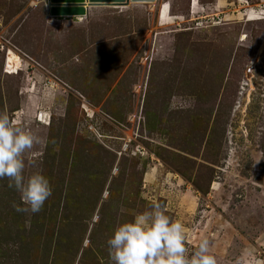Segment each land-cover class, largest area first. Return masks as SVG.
Here are the masks:
<instances>
[{
	"label": "rangeland",
	"instance_id": "1",
	"mask_svg": "<svg viewBox=\"0 0 264 264\" xmlns=\"http://www.w3.org/2000/svg\"><path fill=\"white\" fill-rule=\"evenodd\" d=\"M0 111L46 139L25 175L53 186L25 214L0 179V264H113L115 228L156 203L185 225L189 257L208 239L217 264H264V0L81 21L0 0Z\"/></svg>",
	"mask_w": 264,
	"mask_h": 264
},
{
	"label": "clouds",
	"instance_id": "2",
	"mask_svg": "<svg viewBox=\"0 0 264 264\" xmlns=\"http://www.w3.org/2000/svg\"><path fill=\"white\" fill-rule=\"evenodd\" d=\"M46 143L35 130L16 126L6 111H0V179L7 177L8 186L20 194L24 206L14 205L17 212L39 213L53 194L51 181L42 171L25 175V154ZM186 243L185 225L159 203L118 225L107 241L113 264H217L208 239L191 257Z\"/></svg>",
	"mask_w": 264,
	"mask_h": 264
},
{
	"label": "water",
	"instance_id": "3",
	"mask_svg": "<svg viewBox=\"0 0 264 264\" xmlns=\"http://www.w3.org/2000/svg\"><path fill=\"white\" fill-rule=\"evenodd\" d=\"M90 6L100 7L109 5H118L120 7H130L131 3L151 4L157 0H88ZM51 15L57 19H71L81 21L80 17L86 18L91 12L87 7V0H46Z\"/></svg>",
	"mask_w": 264,
	"mask_h": 264
},
{
	"label": "bare ground",
	"instance_id": "4",
	"mask_svg": "<svg viewBox=\"0 0 264 264\" xmlns=\"http://www.w3.org/2000/svg\"><path fill=\"white\" fill-rule=\"evenodd\" d=\"M46 1V0H45ZM155 3V2H154ZM153 4V3H151ZM111 6H116V7H120L118 5H111ZM87 7L90 9V7H95V6H90V3L89 1L87 2ZM48 12H49V9H48ZM49 15L53 18H56L55 16L51 15V13L49 12ZM80 18H83V17H80ZM20 55V54H19ZM18 54H16L14 51H9L8 53V58H9V61H8V64H7V73L10 71H15L17 72L18 71V68L21 64V60H20V56Z\"/></svg>",
	"mask_w": 264,
	"mask_h": 264
},
{
	"label": "crops",
	"instance_id": "5",
	"mask_svg": "<svg viewBox=\"0 0 264 264\" xmlns=\"http://www.w3.org/2000/svg\"><path fill=\"white\" fill-rule=\"evenodd\" d=\"M87 2H88V0H87ZM132 5H143V4H136V3H131V6ZM93 8H95V9H97V10H99V9H102V10H108V9H115V8H121V9H124V8H127V7H116V6H111V5H109V6H100V7H90V12H91V10H93ZM129 8V7H128ZM49 17L50 18H53V17H51L50 15H49ZM82 18H80V20H81Z\"/></svg>",
	"mask_w": 264,
	"mask_h": 264
},
{
	"label": "trees",
	"instance_id": "6",
	"mask_svg": "<svg viewBox=\"0 0 264 264\" xmlns=\"http://www.w3.org/2000/svg\"><path fill=\"white\" fill-rule=\"evenodd\" d=\"M9 74H12V73H9Z\"/></svg>",
	"mask_w": 264,
	"mask_h": 264
}]
</instances>
